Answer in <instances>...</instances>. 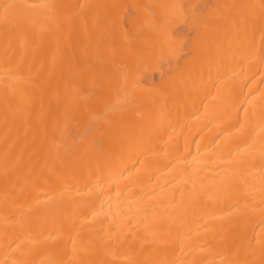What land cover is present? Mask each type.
Masks as SVG:
<instances>
[{
	"label": "bare ground",
	"instance_id": "1",
	"mask_svg": "<svg viewBox=\"0 0 264 264\" xmlns=\"http://www.w3.org/2000/svg\"><path fill=\"white\" fill-rule=\"evenodd\" d=\"M0 264H264V0H0Z\"/></svg>",
	"mask_w": 264,
	"mask_h": 264
}]
</instances>
